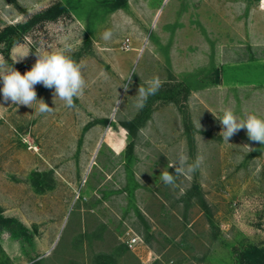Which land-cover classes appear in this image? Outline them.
I'll return each instance as SVG.
<instances>
[{
	"label": "rangeland",
	"instance_id": "1",
	"mask_svg": "<svg viewBox=\"0 0 264 264\" xmlns=\"http://www.w3.org/2000/svg\"><path fill=\"white\" fill-rule=\"evenodd\" d=\"M67 1L0 0V32ZM73 1L77 11L37 23L7 53L0 45L22 75L38 49L68 48L87 81L74 108L41 85L53 113L0 105V207L28 229L2 233L0 264H240L264 245V145L246 129L224 141L216 116L264 117L263 0H125L114 11ZM156 77L159 91L137 108ZM140 114L128 150L122 123ZM181 151L205 160L173 189L159 177L175 174ZM128 235L144 241L139 253Z\"/></svg>",
	"mask_w": 264,
	"mask_h": 264
},
{
	"label": "clouds",
	"instance_id": "2",
	"mask_svg": "<svg viewBox=\"0 0 264 264\" xmlns=\"http://www.w3.org/2000/svg\"><path fill=\"white\" fill-rule=\"evenodd\" d=\"M102 38L110 40L112 32L106 30ZM68 48H61L55 52H46L37 50L36 62L30 70L23 75L12 65H7L0 59V105L14 104L16 106L24 105L33 108L38 103L40 114L53 113L54 108L49 107L42 99H37L36 86L41 85L46 89L53 91V103L56 99L64 102L65 107L74 108L75 100L82 97L87 87V81L82 73L81 66L74 62L70 56L66 55ZM30 52V51H29ZM18 54L13 63L22 61L28 54ZM129 74L127 81H131ZM146 87H139L136 94V107L143 108L147 99L151 95H155L161 83L158 77L146 81ZM125 92L128 84L122 85ZM119 104L116 105V108ZM222 126L220 136L226 142L241 130L247 132L248 139L254 143L264 145V117L254 113L238 116L232 108L222 109V114L216 116ZM201 128L200 122L198 121ZM248 147V146H247ZM249 151L254 149L249 148ZM205 157L202 153H198L195 160L189 162V157L184 152L177 154L176 160L169 163V167L175 166V174L170 173L167 169L163 170L159 179L160 181L173 189L177 187V179L179 175H191L200 170L204 164ZM142 182V181H141Z\"/></svg>",
	"mask_w": 264,
	"mask_h": 264
},
{
	"label": "trees",
	"instance_id": "3",
	"mask_svg": "<svg viewBox=\"0 0 264 264\" xmlns=\"http://www.w3.org/2000/svg\"><path fill=\"white\" fill-rule=\"evenodd\" d=\"M11 3L17 4V0H9ZM78 0H76V4ZM101 6L108 11H114L118 8L125 7V0H101ZM78 6L74 4L73 0H68L66 3L57 2L46 9L44 12L33 16L30 20L25 23L8 25L0 32V45H4L3 52H8L9 49L17 41L23 39L26 34L33 26L39 22L46 20L55 21L60 16H63L71 11H77ZM172 99V98H171ZM170 99V100H171ZM145 113V111H143ZM145 116L138 115V117L131 122L122 123V126L128 130L131 140L127 143V149L131 150L134 146L133 139L136 136L139 126L145 121ZM105 124H109V120H105ZM4 231H9L11 236L20 238L28 237V229L17 219L13 217H6L3 214V210L0 207V237ZM240 264H264V245H251L240 254Z\"/></svg>",
	"mask_w": 264,
	"mask_h": 264
},
{
	"label": "built area",
	"instance_id": "4",
	"mask_svg": "<svg viewBox=\"0 0 264 264\" xmlns=\"http://www.w3.org/2000/svg\"><path fill=\"white\" fill-rule=\"evenodd\" d=\"M125 245L134 253H139L145 247L144 241L137 235H128ZM148 256H151V253H148Z\"/></svg>",
	"mask_w": 264,
	"mask_h": 264
},
{
	"label": "bare ground",
	"instance_id": "5",
	"mask_svg": "<svg viewBox=\"0 0 264 264\" xmlns=\"http://www.w3.org/2000/svg\"><path fill=\"white\" fill-rule=\"evenodd\" d=\"M262 4H263V6L261 8L264 9V0L262 1Z\"/></svg>",
	"mask_w": 264,
	"mask_h": 264
}]
</instances>
